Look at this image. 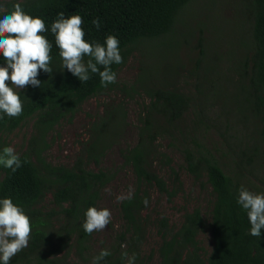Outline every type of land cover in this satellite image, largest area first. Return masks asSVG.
<instances>
[{
	"label": "trees",
	"instance_id": "16d2710c",
	"mask_svg": "<svg viewBox=\"0 0 264 264\" xmlns=\"http://www.w3.org/2000/svg\"><path fill=\"white\" fill-rule=\"evenodd\" d=\"M16 2L29 15L42 18L46 28L63 12L65 17L82 18L81 27L88 42L103 43L107 35L115 36L122 57L120 64L111 65L116 73L137 45L168 34L190 0H9L0 2V6L10 10ZM247 5L252 54L249 60L245 58L240 78L248 79L245 110L261 114L264 113V0H248ZM94 18L99 19V28L92 25ZM42 35L53 45L50 52L53 71L39 74V88L26 86L21 90L20 116L0 119V148L8 146L5 140L8 134L28 120L33 121L27 149L19 155L21 167L14 173L0 168V197H11L29 216L32 226L28 247L12 257L9 264H59L63 259L57 255L62 251L66 255L71 251L84 254L90 238L82 228L84 212L88 207L96 208L99 192L113 178L112 173L94 170L89 165L97 166L109 147L111 134L105 133V127L116 121L112 120L114 111L92 124L91 141L72 165H52L43 156L49 147L47 135L54 126L72 116L87 99L117 89V83L102 87L97 74H90L87 82L80 83L66 69L62 70L52 34L46 31ZM144 93L148 103L142 105L144 115L137 120L136 144L120 151L123 164L131 168L135 189L131 200H121L118 207L121 218L135 233L140 231L138 221L146 207L144 201H149L150 189L168 199L174 195L175 189H169L153 169L152 161L159 155L154 145L161 136L173 138L178 120L191 108L190 98L177 90L151 85ZM194 114L192 129L197 131L204 123L206 111L203 107L196 108ZM117 120L116 130L122 118ZM191 146L182 151L185 169L199 182L204 178L213 196L209 224L212 248L203 262L196 240L203 222L199 210L194 209L183 216L180 228L160 246V264H264V230L259 238L249 235L246 214L236 204L241 186L223 172L214 155L202 149L197 140L192 139ZM171 173L176 177L173 170ZM47 197L51 207L45 209L42 203Z\"/></svg>",
	"mask_w": 264,
	"mask_h": 264
},
{
	"label": "rangeland",
	"instance_id": "374dc122",
	"mask_svg": "<svg viewBox=\"0 0 264 264\" xmlns=\"http://www.w3.org/2000/svg\"><path fill=\"white\" fill-rule=\"evenodd\" d=\"M5 1L9 0H0ZM247 4L248 0H190L168 34L145 41L129 53L116 71L117 89L87 99L48 133L45 160L70 166L90 143L92 124L114 111L112 120L116 121L105 127V133L111 134L109 147L97 166L89 165L113 174L99 192L96 206L109 209L111 222L90 235L84 254L59 253L57 257L63 259L59 264H92L101 249L111 253L101 264H127L122 252L135 253V264H160V246L194 209L199 210L203 222L196 240L199 258L205 262L212 248L209 224L213 196L204 178L199 182L185 169L182 151L192 148V139L214 155L233 181L249 191L264 192V113L245 110L248 79L240 78L244 60L252 54ZM151 85L187 95L191 108L178 120L173 138L161 136L154 145L159 155L152 161L153 169L169 189H175L174 195L168 199L150 189L138 221L140 231L135 233L121 218L116 199L127 196L129 187L132 192L135 189L131 168L123 164L120 151L136 144L137 120L144 115L142 105L148 103L144 89ZM201 107L206 111L204 123L194 131V111ZM119 118L122 121L116 130ZM32 122L28 120L5 138L19 155L27 149ZM49 203L47 197L42 205L48 209Z\"/></svg>",
	"mask_w": 264,
	"mask_h": 264
},
{
	"label": "clouds",
	"instance_id": "9594fccd",
	"mask_svg": "<svg viewBox=\"0 0 264 264\" xmlns=\"http://www.w3.org/2000/svg\"><path fill=\"white\" fill-rule=\"evenodd\" d=\"M82 23L79 15L65 17L60 12L46 28L44 20L26 13L20 2L13 3L10 10L0 6V119L20 116L21 90L26 86L39 88V74L53 71L50 66L53 45L42 35L46 31L54 37L62 70L66 69L80 83L87 82L90 74L99 76L102 87L116 82V73L111 65L122 62L118 39L107 35L103 43L88 42L84 39ZM91 23L96 28L100 27L98 18L92 19ZM20 167V156L13 147L0 148V168L14 173ZM131 198L132 189L129 187L127 196L116 199L120 202ZM144 203L147 205L146 200ZM236 204L246 214L250 225L248 234L259 238L261 230H264V192H252L241 186ZM110 222L109 209L88 207L82 228L86 235H91L102 231ZM31 230L30 218L23 208L13 203L11 197H0V264H9L12 257L28 247ZM110 254L108 250L101 249L92 258V264H101ZM121 256L126 258L127 264H135V253L122 252Z\"/></svg>",
	"mask_w": 264,
	"mask_h": 264
}]
</instances>
